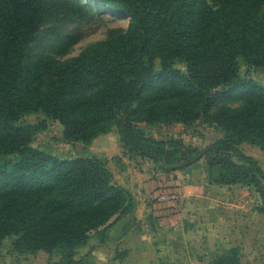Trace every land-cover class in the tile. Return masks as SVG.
<instances>
[{"label":"trees","instance_id":"16d2710c","mask_svg":"<svg viewBox=\"0 0 264 264\" xmlns=\"http://www.w3.org/2000/svg\"><path fill=\"white\" fill-rule=\"evenodd\" d=\"M81 1L0 0V245L17 236L19 253L60 250L61 260L51 264H88L75 258L76 248L92 232L104 242L134 207L106 159H62L31 146L39 128L20 123L31 113L58 121L67 141L85 145L116 126L128 152L175 163L169 173L204 159L212 183L254 187L264 214V169L240 147L247 142L264 150V85L240 73L242 62L264 67V0ZM87 3L99 14L128 17L127 29L112 30L66 60L25 62L46 17ZM236 94L246 98L242 107L210 113L218 99ZM200 117L223 133L204 149L150 138L137 126ZM13 155L16 160L8 158ZM155 200L160 213L165 203ZM213 264H240L239 249Z\"/></svg>","mask_w":264,"mask_h":264},{"label":"rangeland","instance_id":"374dc122","mask_svg":"<svg viewBox=\"0 0 264 264\" xmlns=\"http://www.w3.org/2000/svg\"><path fill=\"white\" fill-rule=\"evenodd\" d=\"M73 6V11L59 9L46 17L38 34L28 43L27 64L42 56L69 59L107 39L112 30L125 31L128 27L129 18L124 15L99 14L94 4L87 3L79 9H75L76 4ZM159 66L157 60L156 67ZM176 66L184 67L179 62ZM240 73L244 78L264 85V67H249L242 62ZM245 103V96L240 94L221 98L210 113L238 109ZM20 123L39 128L32 137L34 148L62 159L80 156L106 159L114 183L133 195L132 210L107 231L104 242L98 232H92L87 245L76 248L77 260L88 264H213L217 257L236 247L240 264H264V214L258 211L261 197L254 187L237 184L228 189L216 184L214 188L204 159L180 172L178 169L169 173L166 170L175 163L167 164L165 159L154 162L128 152L116 126L85 145L80 141H67L62 125L43 113L27 114ZM137 126L150 138L181 140L185 145L200 149L223 137L221 128L206 121L205 117L189 124L137 123ZM240 147L258 159L264 169V150L247 142ZM166 148L172 149L170 145ZM8 158L17 159L15 155ZM150 180H155V185L170 182L176 186L180 192L176 215L162 218L154 208L157 204L153 189L148 185ZM165 194L164 200L169 193ZM17 238L11 236L1 243L0 264H51L61 260L60 250L19 253L13 248Z\"/></svg>","mask_w":264,"mask_h":264},{"label":"built area","instance_id":"2783aa9c","mask_svg":"<svg viewBox=\"0 0 264 264\" xmlns=\"http://www.w3.org/2000/svg\"><path fill=\"white\" fill-rule=\"evenodd\" d=\"M158 188L164 191V194H162V197L159 196V192L155 195L159 202L165 203L163 208L160 211L161 217L166 218L167 216H174L177 212H179V206H180V192L176 188L174 184H171L170 182H167L163 185L158 184ZM178 191V192H177ZM167 194V198H163L164 195Z\"/></svg>","mask_w":264,"mask_h":264},{"label":"crops","instance_id":"0c3cea01","mask_svg":"<svg viewBox=\"0 0 264 264\" xmlns=\"http://www.w3.org/2000/svg\"><path fill=\"white\" fill-rule=\"evenodd\" d=\"M179 172H180V170H179ZM155 180H150L149 182H148V185H150L151 187H152V194H156V192H154V190H155V188H156V186H158V185H155ZM147 185V186H148ZM218 185V184H217ZM216 184H211V186H213L214 188L217 186ZM219 187H227L228 189H229V187H233V186H238V185H223V184H219L218 185ZM241 190H242V188H241ZM162 194H164V191L163 190H161V189H159V196H161L162 197ZM158 195V194H157Z\"/></svg>","mask_w":264,"mask_h":264}]
</instances>
